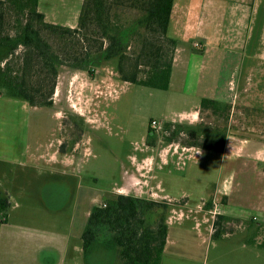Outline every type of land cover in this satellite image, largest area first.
Returning a JSON list of instances; mask_svg holds the SVG:
<instances>
[{
	"label": "rangeland",
	"instance_id": "374dc122",
	"mask_svg": "<svg viewBox=\"0 0 264 264\" xmlns=\"http://www.w3.org/2000/svg\"><path fill=\"white\" fill-rule=\"evenodd\" d=\"M75 2L43 0L42 9L57 14L58 24L67 25L78 22L80 13L76 8L80 4L75 6ZM125 14L127 18L137 15L135 11ZM227 23L228 17L226 26H222L224 35ZM236 35L235 46L224 42L217 47L216 43L217 53L207 60L210 65L214 58L215 71L220 70L219 100L232 106L228 121L204 112L196 123L186 120L181 124L219 128L225 135L228 130L231 134L251 135L255 129L264 137V17L260 16L246 33L238 30ZM96 61L89 66L91 73L62 70L51 108L30 106L26 110L21 107L25 101L11 98L9 90L0 87V195L8 196L10 201V206L0 212V225L7 220L14 233L28 229L54 235L59 247L81 251L88 213L107 200L116 199L118 195L113 193L126 187L129 178L139 177L140 166L144 176L136 184L142 186L147 181L146 185L150 184L160 199L185 202V209L177 210L184 216H190L192 211L191 217H196L201 207L205 209L202 205L219 182L223 166L220 153L206 151L199 156L196 148L177 142L168 145L162 140V131L156 133V147L146 146L152 120L160 124L178 120L179 112L194 110L201 104L194 82H185L184 76L175 72L169 90H153L123 82L114 61ZM249 99L251 107L246 105ZM60 153L76 158L60 159ZM61 160L67 166L75 162V166L59 168L51 164ZM238 180L241 178H236L237 184ZM179 216L174 214L173 218ZM238 228L244 225L235 223L229 229L223 226V233L234 235L228 240L216 239L217 250L212 247L205 255L206 262L203 258L195 264H210L217 252L230 248L237 251L235 256L242 263L247 250L244 232L234 231ZM20 250L17 246L10 252ZM79 251L75 253V264H84ZM66 256V264H72L69 253ZM9 259L11 264L29 262L15 253ZM225 261L234 262V258L228 255ZM179 263L193 264L186 257H181Z\"/></svg>",
	"mask_w": 264,
	"mask_h": 264
},
{
	"label": "trees",
	"instance_id": "16d2710c",
	"mask_svg": "<svg viewBox=\"0 0 264 264\" xmlns=\"http://www.w3.org/2000/svg\"><path fill=\"white\" fill-rule=\"evenodd\" d=\"M173 7L174 0H85L72 29L46 22L39 0H0V87L31 107L51 108L62 70L91 73L89 66L98 58L114 61L125 83L167 91L177 47L168 36ZM127 11H135L136 17H125ZM231 110V105L209 99L202 100L200 107L201 114L210 112L226 121ZM162 128V140L168 145L225 150L226 135L219 128L171 122H164ZM148 132L146 145L154 148L159 137L151 127ZM212 201L204 204L206 210H213ZM105 204L92 211L82 236L86 255L106 229L105 241L118 250L121 264H160L169 205L124 195ZM8 206L0 199V212ZM227 222L231 219L216 216L214 239Z\"/></svg>",
	"mask_w": 264,
	"mask_h": 264
},
{
	"label": "crops",
	"instance_id": "0c3cea01",
	"mask_svg": "<svg viewBox=\"0 0 264 264\" xmlns=\"http://www.w3.org/2000/svg\"><path fill=\"white\" fill-rule=\"evenodd\" d=\"M42 1L39 0V12L44 14L46 22L72 29L77 27L78 22L67 25L58 24L56 21L57 14L44 11ZM84 1L76 0L74 3L75 6L80 4L76 8V10L79 9V13ZM260 16L264 17V0H174L168 36L177 42V47L170 84L175 72H177L180 77L184 76L185 82L186 79L194 82L198 92L196 93L198 94L197 97L201 101L209 99L219 102L220 97H222L218 94L219 87L217 85L220 70L215 71L217 67L214 58H211V64L207 65V60L210 58L208 56L215 54L216 46L220 47L224 42L235 46L237 44L236 39H238L236 32L242 30L246 33L252 25L254 27ZM226 17H228V26L224 35L222 26H226ZM247 93L245 89V94ZM220 102L226 105L223 101ZM250 104L251 101L246 103L247 106L251 107ZM21 107L29 110L30 105L25 102ZM200 107L201 104L196 106L194 110H183L178 113V120L172 119L165 122L181 124L187 120L194 124L201 117ZM87 123L89 122L87 121ZM261 124L264 127V121ZM251 132V135L246 133L240 135V133L231 134L232 132L228 130L225 150L220 153L223 160L222 173L218 178L219 182L215 184V188L210 194L211 196L208 197L213 199L214 208L211 211L202 210L201 207L196 212V217H191L192 211H189L190 216H184L177 209H185V203L160 199L152 191L151 185H146L147 181L142 186L136 184V181H140V176L143 175L139 169L141 166L137 171L139 177L129 178L126 187H122L113 193L149 202H166L169 205L166 221L168 236L160 264H180L181 257H186L193 264L198 263L203 258L206 262V253L212 247L217 250V245L214 242L216 239L213 238L217 215L231 219V222L223 224L225 229H229L235 223L244 225V228L234 229V231L242 230L244 232L245 242L243 243L247 253L241 263L235 256L237 251L233 248L228 251H219V254L216 251V256L210 264H264V137L255 129ZM261 134L264 132L261 131ZM77 148H80L79 144ZM195 152L196 155L200 156L206 151L197 150ZM59 155L60 159L66 156L76 158V156H69L67 153L64 155L60 153ZM171 156L175 157L176 154ZM177 156L178 159H181L180 155ZM54 162L51 164L60 166L59 168L75 166V162L69 166L62 160L59 163ZM166 162L168 161H164V163ZM237 177L241 178L238 180L239 184L236 183ZM208 183L212 184V182ZM6 195H8L7 191ZM209 199L205 200L202 206ZM178 213L180 216L173 218V215ZM11 229L12 226L8 224L7 220L0 225V264H11L12 260L9 259V255L12 253L19 254L25 259L28 258L29 262H25L26 264H66L67 253H69L68 257L72 260V264L78 260L75 253L80 249H72L70 246L59 247L54 235H45L28 229H25L24 232L17 231L14 233ZM233 235V233L221 232L217 241L228 240ZM101 244L106 261H102L100 264L122 263L118 250L107 246L105 240ZM17 246L21 250L11 253L10 250L15 251ZM205 249L206 252H204ZM79 253L83 255L86 261L84 264H92L90 255H86L83 247ZM228 255L234 258V262L225 261Z\"/></svg>",
	"mask_w": 264,
	"mask_h": 264
},
{
	"label": "flooded vegetation",
	"instance_id": "af4514ba",
	"mask_svg": "<svg viewBox=\"0 0 264 264\" xmlns=\"http://www.w3.org/2000/svg\"><path fill=\"white\" fill-rule=\"evenodd\" d=\"M119 196V195H118ZM0 199L2 201H5V203H7L9 206H10V201H9V198L8 196H1L0 195ZM108 201V200H107ZM106 201V202H107ZM105 202V203H106ZM106 204L102 203L101 205L99 206H96V208H101V207H105ZM93 211V210H92ZM92 212L89 214V219H90V216H91ZM89 222V220H88ZM88 224V223H87ZM108 235V232L106 229L102 230L99 234H98V240L99 241H96V242H93L92 243V246H91V249H90V252L88 253L90 255V258H91V263L92 264H100L102 261H106L105 257H104V252L102 251V241L105 240L106 236ZM100 238V239H99ZM108 246V245H107ZM110 247V246H109Z\"/></svg>",
	"mask_w": 264,
	"mask_h": 264
},
{
	"label": "built area",
	"instance_id": "2783aa9c",
	"mask_svg": "<svg viewBox=\"0 0 264 264\" xmlns=\"http://www.w3.org/2000/svg\"><path fill=\"white\" fill-rule=\"evenodd\" d=\"M196 47H199L198 45H196ZM150 127L151 129L155 132V133H159L162 131V124H160L159 122H157L156 120H152L150 122ZM183 151L185 152H189L190 150L189 149H183ZM175 153H177V149H175L174 151ZM216 211V210H215Z\"/></svg>",
	"mask_w": 264,
	"mask_h": 264
}]
</instances>
